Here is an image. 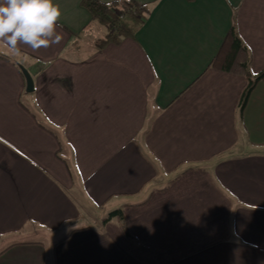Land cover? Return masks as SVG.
<instances>
[{"label": "crops", "instance_id": "0c3cea01", "mask_svg": "<svg viewBox=\"0 0 264 264\" xmlns=\"http://www.w3.org/2000/svg\"><path fill=\"white\" fill-rule=\"evenodd\" d=\"M82 1L58 44H0V264H264V79L241 113L211 64L235 22L264 71V0H135L105 48Z\"/></svg>", "mask_w": 264, "mask_h": 264}, {"label": "trees", "instance_id": "16d2710c", "mask_svg": "<svg viewBox=\"0 0 264 264\" xmlns=\"http://www.w3.org/2000/svg\"><path fill=\"white\" fill-rule=\"evenodd\" d=\"M82 5L91 12L95 21L104 25L108 30L104 38L95 41V45L99 48L118 44L125 38H135L151 14L149 6L135 0L110 2L83 0ZM0 57L6 58L3 54H0ZM211 64L222 70L243 75L247 79L239 101L240 112L243 113L252 90L260 80L264 79V71L258 74L253 73L250 49L242 40L235 22L226 36L219 54ZM115 216L122 218V210L117 209L110 212L105 220Z\"/></svg>", "mask_w": 264, "mask_h": 264}, {"label": "clouds", "instance_id": "9594fccd", "mask_svg": "<svg viewBox=\"0 0 264 264\" xmlns=\"http://www.w3.org/2000/svg\"><path fill=\"white\" fill-rule=\"evenodd\" d=\"M62 16L55 0H0V44L19 54V45L32 51L58 44Z\"/></svg>", "mask_w": 264, "mask_h": 264}, {"label": "water", "instance_id": "95a60500", "mask_svg": "<svg viewBox=\"0 0 264 264\" xmlns=\"http://www.w3.org/2000/svg\"><path fill=\"white\" fill-rule=\"evenodd\" d=\"M25 73H26V76H27L29 89H31L32 86H33V81H32V79H31V76H30L27 72H25Z\"/></svg>", "mask_w": 264, "mask_h": 264}, {"label": "rangeland", "instance_id": "374dc122", "mask_svg": "<svg viewBox=\"0 0 264 264\" xmlns=\"http://www.w3.org/2000/svg\"><path fill=\"white\" fill-rule=\"evenodd\" d=\"M95 214V213H94ZM96 215V214H95Z\"/></svg>", "mask_w": 264, "mask_h": 264}]
</instances>
